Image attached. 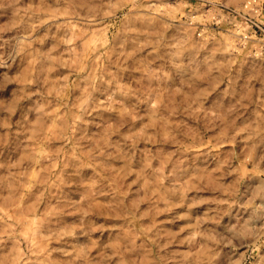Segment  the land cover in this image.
<instances>
[{"label":"clouds","instance_id":"9594fccd","mask_svg":"<svg viewBox=\"0 0 264 264\" xmlns=\"http://www.w3.org/2000/svg\"><path fill=\"white\" fill-rule=\"evenodd\" d=\"M0 264H264V0H0Z\"/></svg>","mask_w":264,"mask_h":264}]
</instances>
